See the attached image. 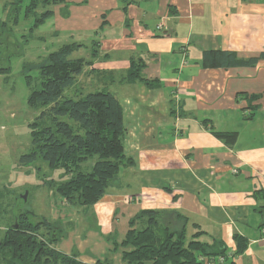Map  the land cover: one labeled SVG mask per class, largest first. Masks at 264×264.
I'll list each match as a JSON object with an SVG mask.
<instances>
[{
  "label": "crops",
  "instance_id": "0c3cea01",
  "mask_svg": "<svg viewBox=\"0 0 264 264\" xmlns=\"http://www.w3.org/2000/svg\"><path fill=\"white\" fill-rule=\"evenodd\" d=\"M52 8L55 33L88 30L90 68L122 103L125 153L134 161L88 208V234L79 240L71 231L57 248L76 249L88 264H124L125 248L115 244L131 218L154 209L172 228L185 224L173 215L180 213L188 237L200 230L201 241L225 247L224 261L204 264H264V198L254 195L264 190V57L203 63L209 50L264 52V0H66ZM132 59L159 85L123 79ZM235 235L246 240L239 253Z\"/></svg>",
  "mask_w": 264,
  "mask_h": 264
},
{
  "label": "trees",
  "instance_id": "16d2710c",
  "mask_svg": "<svg viewBox=\"0 0 264 264\" xmlns=\"http://www.w3.org/2000/svg\"><path fill=\"white\" fill-rule=\"evenodd\" d=\"M64 3L66 0H30L25 15L34 14L33 26L38 27L54 14L48 6ZM42 8L41 14L38 13ZM80 46L79 42L62 44L43 58L36 77L26 74L31 88L28 103L39 113L29 125L31 142L21 156L20 165L29 166L41 160L51 169L62 170L67 179L46 180L48 187L70 205L89 208L107 194L120 170L134 161L125 153L124 110L110 85L103 82L85 94L82 91L75 96L67 94L87 66L93 64L92 59L72 57ZM96 53L94 50L92 56ZM262 57L264 52L244 58L232 51L209 50L203 53V63L206 67L254 65ZM143 66L141 60L132 59L123 79L159 85L158 81L143 76ZM214 133L227 140L236 137V132ZM254 195L257 199L264 198V190ZM4 196L0 192V264H88L78 259L77 252L67 254L57 248L64 237L57 220L20 207L18 197L4 206ZM173 215L185 224L172 228L169 215L154 209L141 210L131 218L124 240L115 244V248L119 245L125 248L124 264H204L206 258H227L224 246L209 245L199 239L203 231L188 237L186 217L180 213ZM234 237L238 242L236 253L242 252L246 240ZM94 264L113 263L98 260Z\"/></svg>",
  "mask_w": 264,
  "mask_h": 264
},
{
  "label": "rangeland",
  "instance_id": "374dc122",
  "mask_svg": "<svg viewBox=\"0 0 264 264\" xmlns=\"http://www.w3.org/2000/svg\"><path fill=\"white\" fill-rule=\"evenodd\" d=\"M29 1L20 0L18 4L19 0H0V192L5 195L2 203L6 206L18 197L20 207L57 220L64 230V237L75 231L78 239L82 240L81 237L88 234V206L70 205L46 183L48 180H66L64 172L51 169L41 160L22 166L20 159L30 146L29 125L39 113L28 103L31 88L26 74L36 77L37 67L49 52L77 39L82 46L74 51L72 57L88 60V48L91 47L88 46V30L55 33L51 17L34 27L35 15H25ZM53 6L57 5L48 8L53 9ZM42 11L43 8L37 12L41 14ZM91 66H87L78 77L68 95L75 96L81 91L85 94L102 85L103 77ZM81 246L83 249V244Z\"/></svg>",
  "mask_w": 264,
  "mask_h": 264
},
{
  "label": "built area",
  "instance_id": "2783aa9c",
  "mask_svg": "<svg viewBox=\"0 0 264 264\" xmlns=\"http://www.w3.org/2000/svg\"><path fill=\"white\" fill-rule=\"evenodd\" d=\"M161 27H162V25H159V26H158V28H161ZM236 172H237V170H234V173H236ZM218 259H219L220 261H224L225 258H224L223 256H221V257H219Z\"/></svg>",
  "mask_w": 264,
  "mask_h": 264
},
{
  "label": "water",
  "instance_id": "95a60500",
  "mask_svg": "<svg viewBox=\"0 0 264 264\" xmlns=\"http://www.w3.org/2000/svg\"><path fill=\"white\" fill-rule=\"evenodd\" d=\"M25 199L27 198V193L26 194H24V196H23Z\"/></svg>",
  "mask_w": 264,
  "mask_h": 264
}]
</instances>
